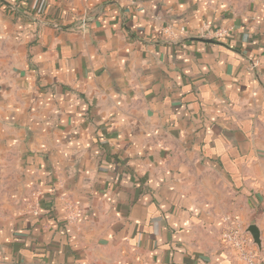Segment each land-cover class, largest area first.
I'll return each instance as SVG.
<instances>
[{"label":"crops","instance_id":"obj_1","mask_svg":"<svg viewBox=\"0 0 264 264\" xmlns=\"http://www.w3.org/2000/svg\"><path fill=\"white\" fill-rule=\"evenodd\" d=\"M226 217L264 253V0H0V264H245Z\"/></svg>","mask_w":264,"mask_h":264},{"label":"built area","instance_id":"obj_2","mask_svg":"<svg viewBox=\"0 0 264 264\" xmlns=\"http://www.w3.org/2000/svg\"><path fill=\"white\" fill-rule=\"evenodd\" d=\"M201 35V38H206ZM229 223V218H224ZM222 238L225 242L236 249L239 258L245 264H264V253L253 243L251 236L245 233L244 227L239 223L226 226Z\"/></svg>","mask_w":264,"mask_h":264},{"label":"water","instance_id":"obj_3","mask_svg":"<svg viewBox=\"0 0 264 264\" xmlns=\"http://www.w3.org/2000/svg\"><path fill=\"white\" fill-rule=\"evenodd\" d=\"M245 233H249L253 243L258 247V249L262 252V240L260 237V231L257 225L251 224L245 231Z\"/></svg>","mask_w":264,"mask_h":264}]
</instances>
